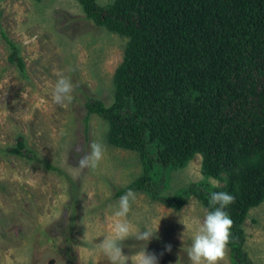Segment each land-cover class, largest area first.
I'll return each instance as SVG.
<instances>
[{"label": "rangeland", "instance_id": "obj_1", "mask_svg": "<svg viewBox=\"0 0 264 264\" xmlns=\"http://www.w3.org/2000/svg\"><path fill=\"white\" fill-rule=\"evenodd\" d=\"M114 1L96 0L100 6ZM3 32L18 47L22 68L10 61ZM127 44L86 19L78 0H0V264H110L99 244L121 219L131 226L121 242L128 264H139L144 247L158 264H190L189 236L205 206L192 197L174 209L133 192L127 216L116 217L117 191L143 175V164L138 152L109 143V125L98 115L86 123L89 100L113 104ZM60 79L74 85L71 103L55 102ZM20 140L24 156L10 153ZM93 143L103 145L102 158L95 167L82 166ZM202 165L195 155L170 171L163 196L192 183L222 188L225 180L205 175ZM157 229L148 243L139 238ZM243 229L248 262L226 245L220 264H264V201L250 210Z\"/></svg>", "mask_w": 264, "mask_h": 264}, {"label": "trees", "instance_id": "obj_2", "mask_svg": "<svg viewBox=\"0 0 264 264\" xmlns=\"http://www.w3.org/2000/svg\"><path fill=\"white\" fill-rule=\"evenodd\" d=\"M78 1L86 19L128 39L113 104H85L86 123L98 115L109 143L138 152L143 164V175L115 197L131 190L174 209L195 197L208 208L212 191L230 192L227 245L247 263L243 224L264 201V0ZM2 37L22 68L18 47ZM25 148L20 140L10 153L24 156ZM195 155L225 185L192 183L163 196L169 172Z\"/></svg>", "mask_w": 264, "mask_h": 264}, {"label": "clouds", "instance_id": "obj_3", "mask_svg": "<svg viewBox=\"0 0 264 264\" xmlns=\"http://www.w3.org/2000/svg\"><path fill=\"white\" fill-rule=\"evenodd\" d=\"M73 92L74 85L72 81L60 79L55 88V102L61 105L66 101L71 103ZM102 155L103 145L93 143L91 145V152L80 161V164L82 166L95 167L96 163L102 158ZM134 198L135 194L131 190L121 195L114 215L121 218L126 217L130 209V199ZM233 201L234 196L230 192L212 191L209 194V206L205 209L202 219H196L195 229L189 236L186 255L190 264H220L225 254V248L232 227V220L226 208ZM130 230L131 226L126 219L118 220L114 225V235L106 237L99 244V247L107 255L110 264H128V257L122 254L121 242L127 238ZM157 231L158 229L151 233L142 232L139 234V238L146 239L148 243ZM185 231L181 234L182 241ZM171 247L168 244L165 246V250L171 252ZM140 256L139 264H158V258L154 254L145 253V247Z\"/></svg>", "mask_w": 264, "mask_h": 264}]
</instances>
